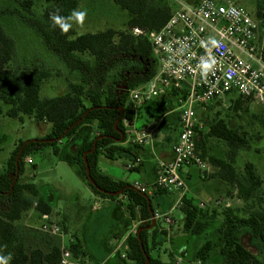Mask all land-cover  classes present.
Masks as SVG:
<instances>
[{"label":"trees","instance_id":"obj_1","mask_svg":"<svg viewBox=\"0 0 264 264\" xmlns=\"http://www.w3.org/2000/svg\"><path fill=\"white\" fill-rule=\"evenodd\" d=\"M111 1L129 16V30L136 27L146 31H158L173 12L168 0ZM47 2L51 5L39 17L32 15L30 0L22 1L20 6L27 12V15H21L25 23L36 31L45 49L68 70L67 76L70 79H64L65 90L54 98H41L40 92L45 81L53 76H60L58 71L53 75L42 64L29 66L26 63L23 64L25 68H9L15 55V43L7 29L14 27V21L18 18L14 15L15 8L12 5L0 6V116L20 121L28 118L35 123L45 122L50 126L46 135L23 147L17 165L18 178L12 188L10 175L16 172V157L25 141L19 140L14 144L4 169L0 172V256L11 254L9 264H57L59 261L56 246L47 253L38 249L27 253L15 234V223L34 205L41 214L51 212V207L45 203L38 187L33 183L20 181L26 170L24 159L48 148L59 162L66 163L76 171L95 196L108 200L125 198V212L131 219L139 222L136 230L125 241L128 263L145 264L136 234L137 230L143 229L139 232V237L148 258L147 264H164L150 253L149 243L153 247L157 245L156 229L153 228L150 232L145 229L151 225L148 200H152V195H145V198L130 184L115 180L98 169L101 156L108 160L125 156L129 162L139 156L140 147L123 146L126 136L122 118H133V106L127 100V92L147 83L157 72V62L151 45L145 38L133 37L128 30L107 29L98 33L76 35L74 29H70L62 34L58 27L51 24L50 14L58 13L66 17L78 7L79 2ZM256 7L254 16L264 18V0H258ZM10 20H13V25ZM121 87H126L127 91H122ZM153 102L159 108L158 116L162 118L160 126L164 127L167 123L166 116L175 109V97ZM238 104L239 101H236L234 108L239 107ZM119 110L122 111V118ZM78 121L80 123L76 124ZM72 126L74 127L71 128ZM262 126L264 130V119ZM210 128V134L226 144L228 160L213 157L209 160L220 168L217 174L219 178L236 190L238 199L245 205L249 204V209L243 214L242 210L231 208H225L221 212L206 211L198 208L194 199L183 197L181 212L184 231L198 237L210 231L209 236L207 235L209 238L194 250L190 262L207 264L211 257L216 256L224 264H264V197L261 193L263 182L252 163H245L241 170L234 165L239 151L247 150L250 145L244 132L240 133L223 120ZM116 130L123 134L122 139ZM176 130L177 126L174 125L170 132ZM95 139V150L86 156V162L95 186L108 194L96 190L86 177L83 155L92 149ZM199 156L203 158L202 154ZM118 192L120 195H112ZM255 205L258 210L254 209ZM160 234L165 235L162 231ZM245 234L251 237L256 255L242 244L241 239ZM71 250L75 256H86L76 241Z\"/></svg>","mask_w":264,"mask_h":264},{"label":"built area","instance_id":"obj_2","mask_svg":"<svg viewBox=\"0 0 264 264\" xmlns=\"http://www.w3.org/2000/svg\"><path fill=\"white\" fill-rule=\"evenodd\" d=\"M168 1L173 12L160 30L146 31L135 27L129 31L133 37L145 38L150 43L157 72L147 83L127 92V100L133 106V118H122V124L126 146L142 148L150 145L159 122L137 131L135 121L140 108L155 100L175 97L174 111L179 114V125L172 159L157 165L151 184L133 181L130 185L149 196L155 191L176 192L182 205L188 190L181 176L184 168L195 166L202 179L216 172V168L196 151L197 136L203 126L196 118L195 108L205 107L212 101L224 102L232 94L243 106H264V18H257L232 0ZM213 40L215 44L211 42ZM202 57L214 59L207 73L198 67ZM140 161L137 156L125 165L124 170L133 171ZM24 162L34 165L31 157H26ZM197 206L205 208L202 203ZM40 217V232L57 242V264H93L86 257L73 254L71 247L75 239L50 215L41 214ZM155 219H163L171 225L168 215H155ZM126 238L115 247V252L121 260L128 262Z\"/></svg>","mask_w":264,"mask_h":264},{"label":"rangeland","instance_id":"obj_3","mask_svg":"<svg viewBox=\"0 0 264 264\" xmlns=\"http://www.w3.org/2000/svg\"><path fill=\"white\" fill-rule=\"evenodd\" d=\"M24 0H0V6L10 4L15 8L14 15L18 18L14 21V27L8 28L9 36L15 43V55L9 68H25L27 65L42 66L53 72L56 71L60 76H53L42 85L40 92L41 98H54L62 94L65 90L64 79L70 76L66 66L61 63L53 54L47 51L36 31L30 28L24 21L21 15H27L20 3ZM32 2L31 13L39 17L44 9L51 5L47 0H30ZM236 4H240L250 14L254 15L257 9L256 4L258 0H232ZM79 4L75 10H87V16L82 26H73L76 35L85 33H98L107 29L129 30L128 20L129 16L126 12L116 7L111 0H78ZM14 15H12L14 19ZM11 16H6L10 18ZM20 20V21H18ZM11 25H13V20ZM13 28V29H12ZM2 106V104L0 103ZM4 106V105H3ZM227 107L224 110L228 115V123L230 127L237 129L240 133H245L244 136L248 140L249 148L247 150H240L236 156V166L239 170L242 169L245 163H252L256 167V172L261 178L263 184L261 193L264 197V130L262 121L264 119V106L252 104L249 106L240 105L238 108ZM237 108V109H236ZM237 111V112H236ZM49 124L45 122L35 123L33 120L23 118L21 121L17 119H9L0 116V172L4 169L5 161L10 152L19 140L28 141L41 138L49 131ZM4 139H3V138ZM3 139V140H2ZM211 155L221 157L226 156L227 147L215 144L214 142L208 147ZM34 165H26L24 175L20 178L22 182L34 183L43 197L52 196V208L58 215L66 218H72L73 225L70 228L72 232H78L80 222L77 221V213L84 215L81 220L86 224L87 239L93 251L100 254L97 238L103 237L109 233V215L106 210L93 211L88 214L90 203L88 201V187L84 184L76 171L68 166L66 163L59 162L54 157L48 148H44L41 152H36L31 155ZM34 167V168H33ZM225 200L227 207L218 205L217 212H221L225 208L240 209L242 214L249 209V204L245 205L238 199L236 190L232 187L228 190L226 196L222 198ZM194 202L198 205L203 204L206 200L201 196H194ZM264 208V204H263ZM255 210L259 208L255 205ZM203 210V209H202ZM206 210V206L204 208ZM215 210V209H214ZM34 207L23 214L20 224L15 225V234L17 241H20L27 253L34 249L41 250L47 253L52 247L56 246V241L47 237L40 232L39 228L42 224L40 213ZM56 216V215H55ZM85 219V220H84ZM221 221V217L218 218ZM56 220V219H55ZM56 222L60 227L66 230L60 222ZM83 224V223H82ZM216 227V225H214ZM118 228V227H117ZM116 230V228H115ZM67 231V230H66ZM70 232V231H69ZM71 232V233H72ZM79 234V233H78ZM209 232L200 235L198 245H200L206 238H209ZM208 235V236H207ZM244 247L256 255L257 251L252 244L251 237L245 234L242 239ZM197 245V246H198ZM97 247V249H96ZM96 249V250H95ZM168 249V245H163V250ZM161 257L168 261V256L163 251ZM207 264H224L221 258L216 256L211 257Z\"/></svg>","mask_w":264,"mask_h":264},{"label":"crops","instance_id":"obj_4","mask_svg":"<svg viewBox=\"0 0 264 264\" xmlns=\"http://www.w3.org/2000/svg\"><path fill=\"white\" fill-rule=\"evenodd\" d=\"M236 101H239L238 98L236 95L232 94L229 95L224 102L212 101L205 107L195 108L196 118L203 126V129L200 130L197 136V153L202 154V159L216 168V172L213 175L202 179L196 167L189 166L183 169L181 176L188 189L185 196L192 199H194V196L203 197L206 200L204 203H207V205L204 204V206H206V211H214V209L217 211L218 206L216 203L219 205L221 204L223 207L228 206L226 205L225 200L222 198L226 196L230 186L227 182L219 178L217 174L220 168L209 160L211 157H213L218 160L226 161L228 160L227 156H225L223 159L218 156H213L211 155V151H208V147L213 142L226 147L225 143L213 136V134H210V127L221 120L229 125V117L227 115L228 112L224 110H227L226 106L232 107L233 105L234 108ZM158 112L159 108L154 102L144 104L140 108L138 117L135 121L136 130L141 131L144 127L151 125L152 123H156L157 121L159 122L160 126L162 118L158 116ZM178 117L179 114L174 110L168 114V116H166L167 123L164 125V127L160 126L161 128L158 127V129L153 132L151 144L140 149L139 158L141 161L137 168H135L133 171L127 172L124 170L125 165L129 163L125 156H121L114 160H108L101 156L98 160V169L100 172L110 176L115 180L124 181L128 184L132 183L133 181H139L147 185L151 184L155 178L157 165L160 162H168L172 159V147L175 144L178 136ZM174 125L177 126V130L175 132H170V129ZM221 132L222 129L220 128V134ZM123 146H126L125 143ZM234 165L237 168L236 159L234 161ZM87 193L89 197L88 201L90 203L88 214H90L91 211L96 213L97 211L99 212L106 210L109 215V233L96 239L100 249V254H97L96 251H93L90 246L89 240L86 237L87 228L86 224L84 223L85 221L83 222V220H81V217H84V215L82 216L81 212L76 214L78 217L77 221H81V224L78 227L79 231L74 233L72 230H70L74 223L72 222V218L69 219L66 218V216H57V214L53 211L51 205L53 199L50 194L49 196L44 197L45 203L51 207V212L48 215H50L53 220L56 219L58 222H60V224H62V226H64V228H66L67 231L65 229L64 230L67 233H70L75 241L80 244L82 251L86 255L85 257L91 263L129 264L128 262L120 259L119 253L115 252V247L121 243L128 236V234L136 230L139 222L131 219L125 212V201L123 197H119L115 200H108L95 196L90 189H88ZM150 204L154 216L168 215L171 220V225H167L163 219H155L153 228L156 229L155 242L157 245L153 247L149 243L151 256L158 258L164 264H194L190 262V258L198 245L197 242H199L198 240L200 237L192 236L191 234L184 231L183 214L181 212L178 194L176 192L155 191L152 195ZM39 215H41V213ZM16 224L20 223L17 222L15 225ZM151 230H149V232ZM161 231L165 233L164 236L160 234ZM164 244L168 245V249L163 250ZM162 251L167 254L168 261L161 257Z\"/></svg>","mask_w":264,"mask_h":264},{"label":"clouds","instance_id":"obj_5","mask_svg":"<svg viewBox=\"0 0 264 264\" xmlns=\"http://www.w3.org/2000/svg\"><path fill=\"white\" fill-rule=\"evenodd\" d=\"M87 16V10H73L68 16H61L58 13L50 14V21L53 26H56L60 29L61 33H67L70 29H73V26H82L85 18ZM215 44V41H211ZM214 63V59L211 57H202L198 67L203 73H207ZM12 259L11 254L6 256H0V264H9V261Z\"/></svg>","mask_w":264,"mask_h":264},{"label":"water","instance_id":"obj_6","mask_svg":"<svg viewBox=\"0 0 264 264\" xmlns=\"http://www.w3.org/2000/svg\"><path fill=\"white\" fill-rule=\"evenodd\" d=\"M121 90H122V91H125V92L127 91V90H126V87H121ZM119 111H120V113H121L120 118H122V111H121V110H119ZM78 123H80V121H78L76 124H78ZM117 124H118V120L115 122V125H114L115 128L117 127ZM74 126H75V125H74ZM74 126H72L71 128H73ZM71 128H70V129H71ZM70 129H68V130H70ZM116 131L120 134V137H121V139H122V138H123V134H122L121 132H119L118 130H116ZM30 141H35V140H28V141H25V142L23 143L22 147L20 148L19 153H18V155H17V157H16V172H15L14 174L10 175V178H12L11 188L13 187L15 181H16L17 178H18L17 165H18V162H19L20 154H21V152H22V150H23V147H24L28 142H30ZM96 141H97V139L94 140V143H93V147H92V149H91L90 151L86 152V153L83 155V161H84V165H85L86 177H87V181H88V183H89L90 185H92L96 190H98V191L101 192V193H106V192L100 190L99 188H97V187L95 186V183L93 182V180H92V178H91V176H90L89 168H88V165H87V162H86V156H87L88 154H91V153L95 150V143H96ZM106 194H108V193H106ZM109 195H111V194H109ZM112 195H114V196H118V195H120V192H118V193H116V194H112ZM143 197L147 198V196H145L144 194H143ZM148 209H149V213H150V217H151V225H150L149 227L145 228L147 231L151 230V229L153 228V226H154V223H155V216H154V213H153V211H152V209H151V205H150V201H149V200H148ZM141 230H143V229L137 230V231H136V234H137V238H138V241H139V244H140L141 251L143 252L144 257H145V264H147V263H148V258H147V255H146L145 252H144L143 244H142V242H141V240H140V237H139V232H140Z\"/></svg>","mask_w":264,"mask_h":264}]
</instances>
